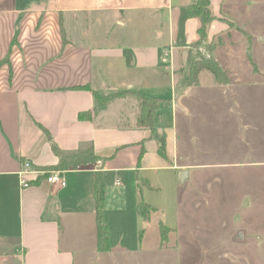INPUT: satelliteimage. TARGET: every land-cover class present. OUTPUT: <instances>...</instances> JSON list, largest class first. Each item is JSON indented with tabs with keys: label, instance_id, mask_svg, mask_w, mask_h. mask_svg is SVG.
I'll list each match as a JSON object with an SVG mask.
<instances>
[{
	"label": "crops",
	"instance_id": "1",
	"mask_svg": "<svg viewBox=\"0 0 264 264\" xmlns=\"http://www.w3.org/2000/svg\"><path fill=\"white\" fill-rule=\"evenodd\" d=\"M209 1L213 19L204 43L218 47L215 38L222 45L235 32L227 15L236 2L250 0ZM193 2L0 0V264L18 254L19 264H73V249L60 245L65 228L96 235L97 250L108 252L97 247L96 172L106 186L103 216L131 202L145 227L155 213L164 217L148 198L161 191V174L185 170L188 177L197 166L181 161L179 132L195 130L196 115L207 125L202 116L211 114L210 98L226 101L219 87L236 80L221 67L228 82L215 79L218 86L206 88L199 72L197 83L187 84V55L199 26L197 16L187 15ZM93 92L122 95L94 112ZM139 96L159 99L150 128L137 124ZM88 111L89 118H80ZM53 146L64 152L91 146L99 159L61 170L65 184L59 186L44 174L59 162ZM248 151L256 158L255 149ZM25 163L31 168L21 173ZM139 177L151 189L144 185L141 193ZM143 194L154 209L148 218L137 212Z\"/></svg>",
	"mask_w": 264,
	"mask_h": 264
},
{
	"label": "rangeland",
	"instance_id": "2",
	"mask_svg": "<svg viewBox=\"0 0 264 264\" xmlns=\"http://www.w3.org/2000/svg\"><path fill=\"white\" fill-rule=\"evenodd\" d=\"M244 2H236L232 17L226 14L235 32L224 35L222 45L215 38L212 54L235 83L219 87L226 101L210 98L211 114L202 116L207 125L196 115L195 130L179 132L181 161L197 166L182 179L181 172L162 173L161 191L148 197L164 217L155 213L145 227L131 202L122 211H102L108 252L97 250L96 235L65 228L60 245L73 249V264H264V0ZM198 47L207 53V44ZM200 77L204 87L218 86L210 71ZM156 136L161 145L164 135ZM251 149L256 158H249ZM161 219L170 229L165 242ZM20 258L13 255L11 264Z\"/></svg>",
	"mask_w": 264,
	"mask_h": 264
},
{
	"label": "trees",
	"instance_id": "3",
	"mask_svg": "<svg viewBox=\"0 0 264 264\" xmlns=\"http://www.w3.org/2000/svg\"><path fill=\"white\" fill-rule=\"evenodd\" d=\"M187 15L188 16H197L199 18V26H198V37L195 41L190 45V49L187 55V62H189V73L187 78L188 85H194L198 81V73L201 70L210 71L211 74L215 77V79L219 83H226L229 81V76L224 69L215 61L214 57L211 54V51L216 47L213 44H208L207 47H203L207 50V53L200 51L201 47L199 45L203 44L206 39V29L208 23L213 19L211 15L210 9V1L209 0H195L191 5L187 7ZM18 25V24H17ZM221 43V40H218V44ZM195 49V54L193 50ZM7 61V60H3ZM1 63V62H0ZM97 100V104L95 108H93L94 112H97L104 107L113 99L117 98L122 94H114V95H99L96 92H93ZM159 99L157 98H147L143 96L138 97V109H140V113L137 118V124L140 126L152 127V119L153 113L156 110V106L158 105ZM92 112L88 111V113H81L80 118H89ZM54 153L59 157V162L55 166L46 167L44 170L45 175L48 176L49 171H61V170H75L79 168H88L94 165L99 159L98 156L95 155L93 148L85 147L79 149L75 152H64L61 149H58L56 146L52 147ZM139 188L142 193L143 186L146 185L147 188L151 189L149 184L145 179L139 177L138 181ZM94 200L96 201L95 205V214L97 220V247L100 251H108L111 246H109V231L107 229L106 224L104 223L102 211L105 204V184L102 177L101 172H96L94 177ZM154 211L153 207H151L145 200L142 198L137 204V212L143 218H148L149 214ZM169 227L163 225L160 222L161 229V241L165 242L167 240V235L170 229Z\"/></svg>",
	"mask_w": 264,
	"mask_h": 264
},
{
	"label": "built area",
	"instance_id": "4",
	"mask_svg": "<svg viewBox=\"0 0 264 264\" xmlns=\"http://www.w3.org/2000/svg\"><path fill=\"white\" fill-rule=\"evenodd\" d=\"M31 165L29 163L24 164V168L21 173H26L30 170ZM45 174V173H44ZM47 181L52 184H57L59 186H63L65 184L64 177L62 176V172L60 171H49V175L46 177ZM23 186H27V182L25 180L21 181Z\"/></svg>",
	"mask_w": 264,
	"mask_h": 264
},
{
	"label": "water",
	"instance_id": "5",
	"mask_svg": "<svg viewBox=\"0 0 264 264\" xmlns=\"http://www.w3.org/2000/svg\"><path fill=\"white\" fill-rule=\"evenodd\" d=\"M184 175H186V171H185V170H183V171L181 172V174H180V179H182V178L184 177ZM238 237H239V238L242 237L241 233L238 234Z\"/></svg>",
	"mask_w": 264,
	"mask_h": 264
}]
</instances>
